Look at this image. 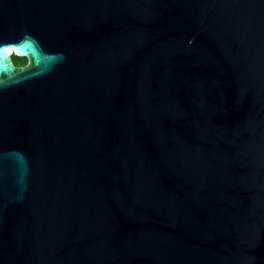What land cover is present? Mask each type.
<instances>
[{
  "label": "water",
  "instance_id": "1",
  "mask_svg": "<svg viewBox=\"0 0 264 264\" xmlns=\"http://www.w3.org/2000/svg\"><path fill=\"white\" fill-rule=\"evenodd\" d=\"M0 264H264V0H0Z\"/></svg>",
  "mask_w": 264,
  "mask_h": 264
},
{
  "label": "flooded vegetation",
  "instance_id": "2",
  "mask_svg": "<svg viewBox=\"0 0 264 264\" xmlns=\"http://www.w3.org/2000/svg\"><path fill=\"white\" fill-rule=\"evenodd\" d=\"M13 60V63H14V65L16 66V67H23V66H26L27 64H28V61H27V59H24L25 60V62H24V64H20V63H18L16 60H14V59H12Z\"/></svg>",
  "mask_w": 264,
  "mask_h": 264
},
{
  "label": "rangeland",
  "instance_id": "3",
  "mask_svg": "<svg viewBox=\"0 0 264 264\" xmlns=\"http://www.w3.org/2000/svg\"><path fill=\"white\" fill-rule=\"evenodd\" d=\"M12 59L16 60L20 64H24L25 60L24 59H19L17 57L14 58V55L12 56Z\"/></svg>",
  "mask_w": 264,
  "mask_h": 264
},
{
  "label": "bare ground",
  "instance_id": "4",
  "mask_svg": "<svg viewBox=\"0 0 264 264\" xmlns=\"http://www.w3.org/2000/svg\"><path fill=\"white\" fill-rule=\"evenodd\" d=\"M11 54H13V51L11 50Z\"/></svg>",
  "mask_w": 264,
  "mask_h": 264
},
{
  "label": "trees",
  "instance_id": "5",
  "mask_svg": "<svg viewBox=\"0 0 264 264\" xmlns=\"http://www.w3.org/2000/svg\"><path fill=\"white\" fill-rule=\"evenodd\" d=\"M14 58H15V56H14Z\"/></svg>",
  "mask_w": 264,
  "mask_h": 264
}]
</instances>
